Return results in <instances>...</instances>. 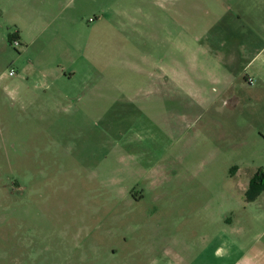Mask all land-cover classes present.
<instances>
[{"label":"rangeland","instance_id":"374dc122","mask_svg":"<svg viewBox=\"0 0 264 264\" xmlns=\"http://www.w3.org/2000/svg\"><path fill=\"white\" fill-rule=\"evenodd\" d=\"M227 8L0 0V264L262 263L264 41ZM209 28L232 78L182 90L160 68Z\"/></svg>","mask_w":264,"mask_h":264},{"label":"crops","instance_id":"0c3cea01","mask_svg":"<svg viewBox=\"0 0 264 264\" xmlns=\"http://www.w3.org/2000/svg\"><path fill=\"white\" fill-rule=\"evenodd\" d=\"M220 1L225 3L228 1L233 4L234 8L238 9V13L232 14L231 12L233 9L227 8V11L223 14V19H229V24H232V20H235L236 23L235 15L238 14V19L242 22L241 24H243L244 27L239 32L241 36L244 35L246 39L251 42L264 41V0ZM206 10L209 16L211 9L207 8ZM250 27L254 30H251ZM214 32L213 28H209V30H206L204 33L192 34L193 42H191L192 44L189 48V46L185 44L187 40L184 41L185 31H181L179 33L181 43L176 46L178 50L176 66L163 65L160 68V73L169 77V79L181 87L182 90L201 91L205 89L204 85L217 86L220 83L226 84L227 81H230L232 77L228 74L231 75V73H229L224 66L230 67V65H233L235 56L230 55V60L227 54H222L219 46L223 48V44L219 46H216V44H207V46L204 47L199 44V42L203 40L213 41L214 43L223 40L226 41V33L221 34L223 36L220 38L219 34ZM258 55L259 54H257L254 59L258 57ZM190 73L193 74V77L190 76ZM256 74L260 75V73ZM252 77L254 76L252 75ZM261 264H264V259H262Z\"/></svg>","mask_w":264,"mask_h":264},{"label":"trees","instance_id":"16d2710c","mask_svg":"<svg viewBox=\"0 0 264 264\" xmlns=\"http://www.w3.org/2000/svg\"><path fill=\"white\" fill-rule=\"evenodd\" d=\"M264 191V169H259L257 173L252 177L249 190L248 199L254 201Z\"/></svg>","mask_w":264,"mask_h":264},{"label":"built area","instance_id":"2783aa9c","mask_svg":"<svg viewBox=\"0 0 264 264\" xmlns=\"http://www.w3.org/2000/svg\"><path fill=\"white\" fill-rule=\"evenodd\" d=\"M15 74H16L15 71H14L13 69H11L10 72H9V75H10V76H14ZM248 82H249L250 84H253V83H254V80L251 79V78H248Z\"/></svg>","mask_w":264,"mask_h":264}]
</instances>
